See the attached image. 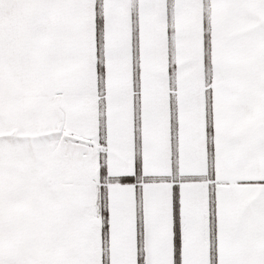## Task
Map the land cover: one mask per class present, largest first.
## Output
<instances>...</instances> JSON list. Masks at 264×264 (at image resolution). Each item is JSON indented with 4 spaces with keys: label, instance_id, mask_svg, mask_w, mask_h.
I'll use <instances>...</instances> for the list:
<instances>
[{
    "label": "snow or ice",
    "instance_id": "6c2138e0",
    "mask_svg": "<svg viewBox=\"0 0 264 264\" xmlns=\"http://www.w3.org/2000/svg\"><path fill=\"white\" fill-rule=\"evenodd\" d=\"M0 264H264V0H0Z\"/></svg>",
    "mask_w": 264,
    "mask_h": 264
}]
</instances>
